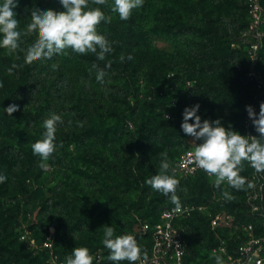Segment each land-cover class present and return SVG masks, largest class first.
Returning a JSON list of instances; mask_svg holds the SVG:
<instances>
[{
	"label": "trees",
	"instance_id": "1",
	"mask_svg": "<svg viewBox=\"0 0 264 264\" xmlns=\"http://www.w3.org/2000/svg\"><path fill=\"white\" fill-rule=\"evenodd\" d=\"M2 3L3 0H0V4ZM261 5L264 7V0H261ZM90 6L99 7L106 16L112 17L111 23L101 22L99 26L106 27V38L113 47V52L108 54L109 59L106 60V64L111 62L110 68H113L114 77L111 81L124 80V88H119L115 95L113 94L108 108H105L106 100L102 99L104 95L100 92L98 84H95L92 88L101 99L89 108L86 75L81 71L82 65L87 69L92 66L89 57L81 60L69 49L67 56L55 55L51 60L42 59L26 64L25 51L35 41L36 35L21 36L20 47L25 51L15 53L11 61V65L15 63L18 66L14 69L16 84L4 93V99L0 102V175L7 177L5 182L0 183V264H41L44 259L42 253L33 257L31 252H27L25 243L19 241L14 233L19 220H24L28 214L36 212V221L29 229L37 235L47 228L49 221H58L56 230H63L64 235L57 243L62 244L65 249L103 248L109 253L102 243L103 227H113L114 236L122 235L121 229L131 225V213L142 210L146 202L149 209L158 213L150 222L151 226L159 220L160 214L165 210L161 209V205L169 201L145 183L151 176L159 173L160 163L154 167L149 166L146 170L145 166L150 156H155L156 151L160 153L162 140L173 137L172 134L179 131L181 124L172 125L170 121L163 119V115L167 114L165 111L160 115L156 114V117L162 119L158 124H154L152 117H145L140 127L132 131L125 127L127 120L135 112L123 99L133 95V90L135 91L133 73L130 71L132 59L127 58L131 55L128 47L132 43L127 42L126 36L130 35L124 33L119 21H113L111 0H107L106 5ZM33 8L57 12L63 9L59 0H18L14 12L20 21L22 32L30 23V12ZM243 10L246 21H242L244 23L239 25L236 32L246 30L249 23L244 0ZM192 29L196 38H209V43L202 44L200 51L195 53L194 59L197 61L193 63L188 76L196 80V85L184 109L199 102H205L208 108L215 102L229 104L233 101L235 92H244L243 79L235 74L237 64L234 62V54H241L247 67L246 52L220 46L221 40H228L230 37L227 26L221 29L214 26L213 21L203 28ZM1 49L4 48H0V52ZM121 55L125 57L123 61L120 60ZM204 60L206 61L203 62ZM201 61L203 65L198 63ZM3 62L1 60L0 64ZM53 64L57 65L56 71L52 68ZM256 69L259 72L264 70V46L259 52ZM67 78L71 79L75 87L68 108L74 114H82L79 124H82L83 120L85 125L80 131L75 127L78 135H73L74 141L70 139L74 144V151L65 153L68 168L63 172L64 178L60 179L59 185L47 189L39 184L43 178V170L38 166L39 157L33 155L31 145L43 138V121L55 110V99ZM249 83L255 88L251 81ZM212 95L213 99L210 98ZM13 104L18 105L19 110L8 116L4 109ZM110 120L115 122L103 127V124ZM70 141L66 137V147L71 144ZM110 147L114 149L112 159L116 162L113 163L104 157ZM148 148H151V152ZM168 159L171 163L172 157ZM199 174L205 175L199 172L193 177ZM31 184L39 185L33 187ZM181 186L183 185L179 182L178 196H183L180 193ZM198 188L200 195L207 191L205 183H199ZM131 193H134V201L129 197ZM206 194L209 195V192ZM89 202L92 203L90 206ZM149 216L146 214L147 218ZM180 222L177 226L181 228ZM84 229L88 230L87 234H84ZM143 236L149 242V256L150 236L148 233ZM185 236L183 229L184 264H198L194 262L195 256L188 254Z\"/></svg>",
	"mask_w": 264,
	"mask_h": 264
},
{
	"label": "rangeland",
	"instance_id": "2",
	"mask_svg": "<svg viewBox=\"0 0 264 264\" xmlns=\"http://www.w3.org/2000/svg\"><path fill=\"white\" fill-rule=\"evenodd\" d=\"M111 5H114V0H111ZM244 17L243 0H144L143 7L133 10L127 21L120 20L119 15L113 13V21H119L122 24L124 33L130 35L126 36L127 42L132 43L128 48H130L129 52L133 57L130 71L133 73L135 91L133 90V95L125 96L123 99L127 105L135 109V112L127 120L125 127L132 131L143 124L145 117H152L154 124H158L162 119L156 117V114L160 115L165 111L167 114L163 115V119L170 121L172 125L182 124L183 109L187 106L196 85V80H192L193 78L188 76L194 66L193 63L197 61L194 59L195 53L200 51L202 44L209 43V38L204 40L196 38L192 34V27L203 28L213 21L214 26H219L221 29L227 26L230 37L228 40H221L220 46L224 48L228 46L230 50L246 51L249 42L248 39L243 38L245 30L236 32L239 25L244 23L242 21H246ZM189 28L192 30H188ZM97 31L98 34L105 37L108 35L106 27L98 25ZM13 55H8L7 49H1L0 62L1 60L4 62L0 64V83L3 84V87H0V102L4 99V93L16 84L14 69L12 75L8 74V69L12 67ZM75 56L80 57L81 60L89 57L92 64H97L99 68L105 69L107 72L105 83L101 85L95 80V72L89 71L91 67L87 69L84 65L81 66V71L86 75L85 85L89 94V108L96 105L97 101L101 99L92 88L95 84H98L100 92L103 93L102 99L106 100L105 108H108L113 94L115 95L116 91L119 88H124L125 85L124 80L111 81L114 73L112 72L113 68L106 67V60L109 59L108 54L104 61L97 60L96 56L91 53L84 55L75 53ZM203 62L198 63L203 65ZM234 62L237 64L236 76L243 79V94L235 92L233 101L229 104L215 102L210 108L205 102L202 104L199 102L200 109L197 115L200 116L201 122L220 119L221 125L226 129L230 128L242 136L259 138V133L253 124L246 126V106H253L259 115V106L264 102V92H259L250 85V80L246 76L249 64L246 67L241 54H234ZM262 73L264 74V70ZM48 80L50 81V78ZM73 85L71 79L67 78L58 91L55 110L45 118L46 120L51 114H56L60 115L63 121L57 126L55 141L57 150L49 159L50 167L47 171L43 170V178L39 182L47 189L59 185L60 179L64 178L63 172L68 168V158H65V153H73L74 144L70 139L73 140V135L77 134L75 127L79 131L81 129L79 123L82 114H74L68 108L73 98L72 91L75 90ZM118 96L122 97V95ZM213 97L212 95L210 98L213 99ZM166 116L169 119H166ZM114 122L115 120H110L107 124L104 123L103 127ZM193 122L194 120L189 121L190 124ZM82 124L85 125L83 120ZM172 136L170 139L162 140L160 153L156 151L155 156L148 158L145 170L149 166H157L161 162V153L163 152H167L169 158L172 157L170 173L174 172L175 178L183 185L180 188V193L183 196H179L181 207H186L191 211L190 216L181 221L179 225L185 231L187 251L188 254L195 256V263L210 264L215 262L214 253L222 258L225 257L221 249L226 251L227 256L233 257L238 244L250 235L254 237L264 235V173H257L248 162H243V171L240 175L246 178L247 183L244 189L239 191L231 188L227 182H224L220 189H216L214 176L199 174L191 179H185L177 171V162L184 153L193 152L195 147L193 138L187 136L181 128ZM66 137L71 142L67 147L65 146ZM201 142L196 141L197 144ZM61 144L63 147H60ZM148 150L151 152V148ZM57 155H59V160H57ZM112 155H114V149L110 147L104 153V157L110 163L116 162L112 159ZM199 183H205L209 195L206 194L207 191L200 195ZM249 183L253 187L249 188L247 186ZM39 184L31 185L35 187ZM225 190L234 199L225 200L222 195ZM129 197L131 201L135 200L134 193H131ZM91 204L88 203L89 206ZM168 207H175V205L170 200L161 205V209L167 210ZM35 213L28 214L24 220H19L14 233L19 241L25 243L27 252H31L33 257L38 253L44 255L41 264H66V258L71 255L72 250L65 249L62 244L57 243L64 235L63 230H56L58 221L52 219L47 228L37 235L35 231L29 229L30 225L36 221ZM207 213L219 216L221 224L217 228L212 229ZM146 214L150 216L147 218ZM157 214L149 209L146 202L142 210L131 213V225L122 228L121 234L133 235L141 249L147 251L149 242L143 235ZM83 232L87 234L88 230L84 229ZM89 253L93 257V264H114L107 259L109 253L103 248L91 249ZM138 263L139 261L136 262V264ZM119 264H129V262L121 261Z\"/></svg>",
	"mask_w": 264,
	"mask_h": 264
},
{
	"label": "clouds",
	"instance_id": "3",
	"mask_svg": "<svg viewBox=\"0 0 264 264\" xmlns=\"http://www.w3.org/2000/svg\"><path fill=\"white\" fill-rule=\"evenodd\" d=\"M64 11L41 10L33 8L30 12V23L20 30V21L16 18L14 9L18 6V0H3L0 4V48L7 49L8 55L18 51H25L20 47L21 36L36 35L35 41L26 49L24 62L31 64L37 60H51L55 55H68L67 50L80 55L94 54L96 59L104 61L107 54L113 52L112 43L101 34L97 27L101 22L111 23L112 17L106 16L99 7L90 5H106L107 0H59ZM144 0H114L111 12L117 13L120 20L127 21L133 10L143 7ZM114 43V42H113ZM19 59V56L16 57ZM133 59L131 55L127 57ZM125 57L121 55L120 60ZM18 66L14 63L8 69L12 75L13 69ZM111 67V62L106 65ZM53 70L57 68L52 65ZM90 72H95V80L98 84L105 83L107 72L97 64H92ZM0 87L3 84L0 83ZM259 115L251 106H246V111L253 126L259 133L256 136H242L236 131L226 129L221 125V120H204L197 115L200 105L185 108L183 112L182 131L193 138L194 150L190 155L197 168L204 170L209 176H214V187L220 189L224 182L236 190H243L247 181L241 176L243 162H248L257 173H264V102L260 104ZM19 110L18 105H9L4 109L8 116ZM166 119H169L166 116ZM194 120L193 124L189 121ZM60 115L51 114L43 122V138L31 145L34 156L39 157V168L47 171L50 167L48 161L57 150L56 133L57 126L62 124ZM71 123V122H69ZM83 127V124H79ZM196 141H202L197 144ZM60 147H63L61 144ZM170 163L168 153H161L160 171L151 176L145 183L154 191L163 194L175 205V211L181 208L177 195L179 180L175 173L169 174ZM7 180L5 175H0V183ZM249 188L252 184H247ZM225 200L234 199L228 191H223ZM102 243L109 250L107 259L119 264L127 261L129 264H148V253L138 245L136 238L131 234L114 236L113 227H103ZM214 255L216 264H224L220 255ZM66 264H93V257L89 249L76 247L71 255L66 258Z\"/></svg>",
	"mask_w": 264,
	"mask_h": 264
},
{
	"label": "built area",
	"instance_id": "4",
	"mask_svg": "<svg viewBox=\"0 0 264 264\" xmlns=\"http://www.w3.org/2000/svg\"><path fill=\"white\" fill-rule=\"evenodd\" d=\"M244 2L249 19L248 26L243 33V38L248 39L249 42L245 51L249 64L246 76L257 91L264 92V74L256 69L259 52L264 46V9L261 0H244ZM252 108L257 114L253 106ZM245 120L247 127L252 125L248 113H246ZM190 153L192 152H186L179 158L177 162L179 175L189 178L203 172L209 176L204 170L196 167ZM174 209L175 207H171L163 211L159 220L146 231L150 236L151 243L148 264H184L183 229L177 224L181 220L187 219L191 211L186 207H181L179 211ZM207 216L212 229L221 224L218 215L213 216L207 213ZM221 252L225 256L223 257L224 264H264V235L260 237L250 235L237 246L236 255L233 257L227 256L224 249H221ZM210 264H216V262Z\"/></svg>",
	"mask_w": 264,
	"mask_h": 264
}]
</instances>
